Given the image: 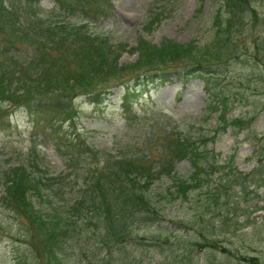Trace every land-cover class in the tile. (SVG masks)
I'll use <instances>...</instances> for the list:
<instances>
[{"label": "trees", "instance_id": "trees-1", "mask_svg": "<svg viewBox=\"0 0 264 264\" xmlns=\"http://www.w3.org/2000/svg\"><path fill=\"white\" fill-rule=\"evenodd\" d=\"M55 1L47 10L39 0H0V123L7 114L3 103L22 107L36 117L52 113L57 121L72 123L79 114L75 98L82 96L104 110L114 86L122 88V111L129 119H138L131 113L140 95L157 89L173 75L185 79L197 75L206 82L212 107L221 111L219 128H243V118H228V94L219 91L216 80L234 61H247L262 70L264 0H221L208 42L165 39L154 44L141 37L131 48L138 54L136 60L121 64L126 45L90 30L91 22L112 9L110 0ZM242 29L256 30L254 50L243 49L247 43L240 41ZM143 129L132 142L126 133L116 153L70 139L64 144L68 155L65 174L53 175L36 156L12 164L0 153V207L19 216L20 238L35 248L42 263L151 264L160 261L156 254L174 249L187 254L179 264H192V250L224 248L217 239L224 232L219 223L237 217L238 210L244 212L240 202L250 203L253 196L264 200L259 193L264 185V156L258 155L257 168L244 173L233 161L220 165L214 157L204 160L209 158L205 135L193 140L160 123H148ZM153 134L161 136L162 142L157 158L152 159L146 139ZM185 158L191 159L195 169L190 178L176 183V198H186L194 188L213 180L218 168L227 171L212 190V198L218 201L220 189L227 194V214H219L218 223L211 221L210 214L203 242H192L187 230L181 233L160 224L164 210L153 192L154 184L165 175L172 176ZM234 203L237 206L232 207ZM189 218L192 222V214ZM235 222L236 227L244 226ZM153 224H157L155 230L142 234ZM189 255L190 262L186 261ZM173 260L169 256L167 264ZM251 261L260 264L255 258ZM206 264L214 262L208 258Z\"/></svg>", "mask_w": 264, "mask_h": 264}, {"label": "rangeland", "instance_id": "rangeland-1", "mask_svg": "<svg viewBox=\"0 0 264 264\" xmlns=\"http://www.w3.org/2000/svg\"><path fill=\"white\" fill-rule=\"evenodd\" d=\"M112 9L107 15L95 23L90 30L105 34L116 43L127 45L119 59V63L134 61L135 52L129 49L136 46L137 40L144 37L155 44L163 39L186 43L195 40L206 43L213 36L212 21L220 6V0H110ZM41 5L48 9L53 0H41ZM151 25V22H153ZM256 30L242 29L239 36L244 50H254ZM250 54V53H249ZM247 54L248 56H250ZM255 69L247 61H234L224 69L216 86L219 91L228 94L227 109L231 118H243L248 127L237 131L229 127L220 135L208 141L220 164L224 161H234L238 170L244 173L252 172L259 164L258 155L264 156V65ZM114 92L108 109L101 113L94 110L84 98H77L75 104L81 115L74 125L68 122L54 124L56 120L52 113L40 115L38 122L23 110L9 108L12 115L5 119L9 128L0 129V153L12 161H25L31 155L37 154L47 168L55 174H65L68 168L64 156L58 149L62 144H68L77 134L84 138L90 146L102 152H117L121 140L127 132L132 133L129 141H135L143 126L130 123L129 118L120 109L119 94L122 88L114 86ZM117 94V95H116ZM153 100L144 96L134 105V110L151 120H174L175 125L190 134L193 139L204 134L210 137L216 127L217 117L210 106V95L204 87L201 78H192L188 83L174 80L153 95ZM44 117V120L41 119ZM3 126V125H1ZM57 128V131H53ZM138 128V130H137ZM157 142H160L157 137ZM155 144L154 146H157ZM152 159L154 156H150ZM194 165L189 159L181 161L173 177H162L153 186L155 200L164 210L165 223L178 232H184L185 223L188 237L202 241V233H206V220L210 214L217 221L219 214L226 213L227 194L220 189L219 201L207 191L217 187L224 170L218 169L213 175L214 180L209 185L194 189L187 197H177L176 182L180 178H190ZM225 173V174H223ZM264 195V187L260 188ZM229 201H232L229 199ZM237 217L226 219L219 223L224 232H219L217 239L225 248H196L192 250V264H202L205 258L213 260L214 264H255L252 258L264 264V200L253 196L250 203H239ZM219 206V207H218ZM237 206L235 203L232 207ZM220 209V210H218ZM218 212V213H217ZM192 214V222L190 215ZM233 217L232 212L229 213ZM13 211H0L1 226L12 228L10 233L0 228V264H18L19 260L30 264H44L35 255V248L18 239L20 220ZM235 219L243 223L236 227ZM241 228V229H240ZM227 230V231H226ZM226 231V232H225ZM150 230L146 232L148 234ZM181 253L177 259L181 260ZM187 258V257H186ZM190 258L188 256L187 260ZM166 264V263H164ZM179 264V263H176Z\"/></svg>", "mask_w": 264, "mask_h": 264}]
</instances>
